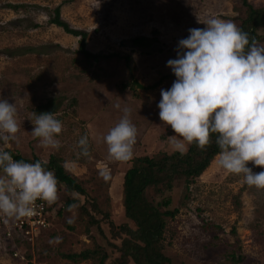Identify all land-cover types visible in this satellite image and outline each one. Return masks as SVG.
Returning <instances> with one entry per match:
<instances>
[{"label": "rangeland", "instance_id": "374dc122", "mask_svg": "<svg viewBox=\"0 0 264 264\" xmlns=\"http://www.w3.org/2000/svg\"><path fill=\"white\" fill-rule=\"evenodd\" d=\"M246 3L264 11V0ZM56 8L68 28L86 33L85 49L100 54L97 60L79 51L80 37L51 23ZM247 12L242 0H0V98L16 103L20 125L6 150L29 163L51 158L82 189L62 188L61 211H50L49 225L23 238L5 235L15 219L1 215L8 222L0 225V264H99L101 256L103 264H139L120 250L141 243L132 239L136 226L125 215L123 177L132 158L173 152L170 136L176 133L157 107L161 89L176 79L167 61L177 58L178 42L190 28L206 27L209 17L239 26ZM256 31L264 42V26ZM125 106L137 138L132 158L116 161L103 137ZM34 112L53 113L62 122L58 149L42 147L31 135ZM83 135L88 156L77 144ZM247 166L264 171L251 161ZM145 196L154 205L170 199L158 205L161 211L177 210L164 218L158 246L165 260L159 264H264V188L228 173L217 155L188 188L182 178L173 179L170 190L149 186ZM57 235L61 242L50 244ZM84 250L93 255L77 263L63 257Z\"/></svg>", "mask_w": 264, "mask_h": 264}, {"label": "clouds", "instance_id": "9594fccd", "mask_svg": "<svg viewBox=\"0 0 264 264\" xmlns=\"http://www.w3.org/2000/svg\"><path fill=\"white\" fill-rule=\"evenodd\" d=\"M203 23L206 27L188 30L178 42L177 58L167 61L176 79L160 91L159 118L176 133L170 136L174 152L184 154L193 143L204 149L215 134L218 165L242 175L247 185L264 188V171L253 172L247 166L251 161L264 167V42L250 38L231 20L209 17ZM122 113L103 137L109 157L116 161L132 158L137 138L131 109L125 106ZM33 116L31 135L42 147L58 149L62 122L53 113ZM19 130L16 103L0 98V215L7 218L31 217L37 200H58V179L47 169V161L16 160L6 150ZM77 144L80 155L88 156V136H81ZM100 175L109 179L106 171ZM75 207L69 205L68 210ZM74 221L73 215L66 222ZM61 240L57 235L49 243Z\"/></svg>", "mask_w": 264, "mask_h": 264}, {"label": "trees", "instance_id": "16d2710c", "mask_svg": "<svg viewBox=\"0 0 264 264\" xmlns=\"http://www.w3.org/2000/svg\"><path fill=\"white\" fill-rule=\"evenodd\" d=\"M243 4L248 7L246 17L239 24V28L249 33L250 38L255 37L258 41L260 36L256 29L264 26V11L255 9L246 0H242ZM51 23L62 27L65 32L74 36L80 37L79 51L87 58L97 60L100 54H93L85 49L86 33L81 30H72L59 17V9L54 10V17ZM103 56V55H101ZM126 62L128 56L124 57ZM136 82V81H135ZM136 84H139L136 82ZM216 135H210V143L204 149L197 147L195 143L189 145L184 154L179 152L165 153L163 156L153 159L147 156L134 157L131 160V166L126 170L123 177V202L125 215L136 226V235L132 239L140 240V244L131 243L125 247L124 253L129 254V257L139 264H159L165 258L160 253L158 246L159 239L164 228V218L169 215L173 216L177 210L161 211L158 205L168 206L170 199H162L157 205L148 201L145 196V190L149 186H162L170 190L172 188L173 179H183V184L186 188L194 182L209 165L215 155L218 154L219 148L215 143ZM16 160H23L19 155H13ZM33 159V162L37 161ZM53 164L54 167H51ZM47 169L54 172L58 179V193L61 189L64 192L68 190L82 189L76 184L75 180L68 176L62 167L53 161L51 158L46 164ZM70 203V202H69ZM57 202L49 207V211L54 209L57 214L61 211L57 209ZM131 241V239H130ZM93 255L91 250H84L78 253L63 254V257L70 260L72 263H77L80 260L90 258ZM128 258V257H127ZM104 257H100L99 264H103Z\"/></svg>", "mask_w": 264, "mask_h": 264}, {"label": "built area", "instance_id": "2783aa9c", "mask_svg": "<svg viewBox=\"0 0 264 264\" xmlns=\"http://www.w3.org/2000/svg\"><path fill=\"white\" fill-rule=\"evenodd\" d=\"M56 202L58 203V200ZM51 205L52 204H49L46 201L37 200L34 205L35 214L31 217L14 218L15 220L11 226V229L8 230L5 235L12 237L14 236L13 234H16L19 238H23L26 237V235H29L30 233L35 234L42 228L47 227L50 223L51 217L48 208L51 207ZM1 217L2 216L0 215V225H5V223L8 221L3 222V219L1 220ZM13 255L16 256L17 254L14 252Z\"/></svg>", "mask_w": 264, "mask_h": 264}]
</instances>
